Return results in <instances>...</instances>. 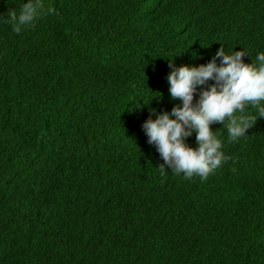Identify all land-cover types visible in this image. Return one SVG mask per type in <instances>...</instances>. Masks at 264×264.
Masks as SVG:
<instances>
[{"label": "trees", "instance_id": "16d2710c", "mask_svg": "<svg viewBox=\"0 0 264 264\" xmlns=\"http://www.w3.org/2000/svg\"><path fill=\"white\" fill-rule=\"evenodd\" d=\"M44 2L0 22V264H264V118L211 126L230 159L204 181L162 176L142 129L179 103L170 62L264 52V0Z\"/></svg>", "mask_w": 264, "mask_h": 264}, {"label": "clouds", "instance_id": "9594fccd", "mask_svg": "<svg viewBox=\"0 0 264 264\" xmlns=\"http://www.w3.org/2000/svg\"><path fill=\"white\" fill-rule=\"evenodd\" d=\"M45 11L52 9L46 8L44 0H24L18 14L9 10L6 18L0 15V22L10 24L19 34ZM245 55L251 57L244 48L229 54L221 46L206 64L177 67L170 62L169 93L179 103L171 111L150 108L142 124L147 142L163 161L157 167L162 176L171 172L186 180H207L230 159L211 126L221 124L234 143L247 138L248 130L264 118V52L257 53L251 63L244 62ZM193 134L195 147L187 143Z\"/></svg>", "mask_w": 264, "mask_h": 264}]
</instances>
